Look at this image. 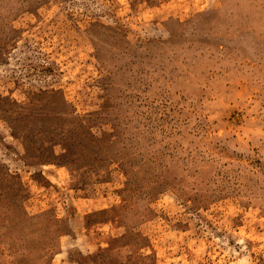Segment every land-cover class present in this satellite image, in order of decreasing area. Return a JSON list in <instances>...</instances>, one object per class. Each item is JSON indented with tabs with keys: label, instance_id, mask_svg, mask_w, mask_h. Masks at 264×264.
<instances>
[{
	"label": "rangeland",
	"instance_id": "obj_1",
	"mask_svg": "<svg viewBox=\"0 0 264 264\" xmlns=\"http://www.w3.org/2000/svg\"><path fill=\"white\" fill-rule=\"evenodd\" d=\"M0 264H264V0H0Z\"/></svg>",
	"mask_w": 264,
	"mask_h": 264
}]
</instances>
